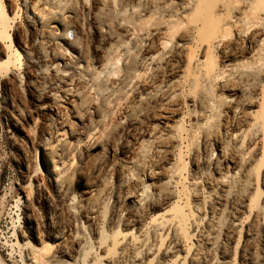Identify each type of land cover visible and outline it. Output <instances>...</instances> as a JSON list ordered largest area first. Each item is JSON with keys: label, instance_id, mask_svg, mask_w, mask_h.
<instances>
[{"label": "bare ground", "instance_id": "1", "mask_svg": "<svg viewBox=\"0 0 264 264\" xmlns=\"http://www.w3.org/2000/svg\"><path fill=\"white\" fill-rule=\"evenodd\" d=\"M0 98L22 264H264V0H0Z\"/></svg>", "mask_w": 264, "mask_h": 264}, {"label": "rangeland", "instance_id": "2", "mask_svg": "<svg viewBox=\"0 0 264 264\" xmlns=\"http://www.w3.org/2000/svg\"><path fill=\"white\" fill-rule=\"evenodd\" d=\"M9 136L0 111V264H22L16 238V230L22 226V211L16 191L17 169L10 158Z\"/></svg>", "mask_w": 264, "mask_h": 264}]
</instances>
